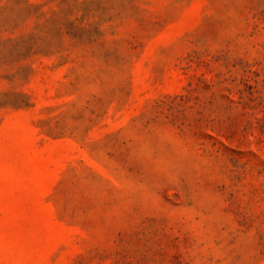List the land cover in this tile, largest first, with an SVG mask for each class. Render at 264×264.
<instances>
[{"label":"rangeland","instance_id":"1","mask_svg":"<svg viewBox=\"0 0 264 264\" xmlns=\"http://www.w3.org/2000/svg\"><path fill=\"white\" fill-rule=\"evenodd\" d=\"M0 264H264V0H0Z\"/></svg>","mask_w":264,"mask_h":264}]
</instances>
